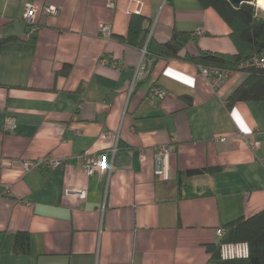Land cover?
Segmentation results:
<instances>
[{
    "label": "crops",
    "instance_id": "1",
    "mask_svg": "<svg viewBox=\"0 0 264 264\" xmlns=\"http://www.w3.org/2000/svg\"><path fill=\"white\" fill-rule=\"evenodd\" d=\"M28 4L58 11L37 13L31 39ZM133 15L156 43L193 33L181 57L238 53L229 27L196 0H0V39H10L0 45V264H207L219 229L264 210V100L229 110L247 75L214 91L182 60H156L132 86L145 48L118 38ZM162 146L171 154L157 177ZM84 154H105L111 172L87 176ZM47 156L62 165L24 171ZM208 168L219 171L176 182ZM18 233L28 236L26 254L16 251Z\"/></svg>",
    "mask_w": 264,
    "mask_h": 264
},
{
    "label": "trees",
    "instance_id": "2",
    "mask_svg": "<svg viewBox=\"0 0 264 264\" xmlns=\"http://www.w3.org/2000/svg\"><path fill=\"white\" fill-rule=\"evenodd\" d=\"M202 9H212L219 18L229 27L230 39L236 46L235 55L211 53L200 51L197 55L181 57L180 53L186 45L195 41L193 33L173 31L170 39L165 43H156L149 35L151 24L144 18L133 15L126 37L118 38L120 41L145 48L146 62L150 66L158 59L164 61L182 60L196 66L213 67L233 73H244L247 79L226 100V108L232 109L238 102L264 100V70L253 66L239 69L241 63H247L258 57L264 50V10L252 3L235 5L229 0H196ZM133 23H137L134 27ZM141 24V27L139 28ZM34 35L30 36V39ZM10 42V39H0V45ZM68 67H64L59 75H66ZM188 103H190L188 101ZM219 169L208 168L189 170L179 174L176 182L181 185L192 178L213 176ZM224 235L219 243L210 245L208 253L210 258L207 264H264V210L249 218L235 219L223 227ZM224 243H246L249 248L247 259L224 261L219 255V246ZM16 251L26 254L29 250V240L26 233H18L15 238Z\"/></svg>",
    "mask_w": 264,
    "mask_h": 264
},
{
    "label": "built area",
    "instance_id": "3",
    "mask_svg": "<svg viewBox=\"0 0 264 264\" xmlns=\"http://www.w3.org/2000/svg\"><path fill=\"white\" fill-rule=\"evenodd\" d=\"M110 2L112 3L113 0H110ZM39 11H42L46 15H56L58 12L57 9L54 7H44L41 10H38V7L34 5H31V4L26 5L25 10L22 15V20L25 22V24L29 28L28 29L29 35H32L39 30L38 25L35 24V18ZM99 32L105 40L109 41L112 39L111 29L109 26L101 25ZM197 34L200 35L201 31H197ZM102 62L109 63L108 59H103ZM110 64H111V61H110ZM248 66H253L258 69L264 70V50L260 53L258 57L253 58L247 63H241L239 65V69H243ZM149 67H150V62L149 63L146 62L145 49H144L143 54H142V59L140 63L138 64L136 71L134 73L132 86L141 82L148 75ZM198 70H199V73L204 78L207 79L210 87L214 91H217L224 84V81L227 77L235 74L233 72L223 71L221 69L213 68V67L198 66ZM153 93L160 98L166 95V93L162 91L161 89H155L153 90ZM7 122L11 127L14 126L13 119H7ZM256 146H257L256 143L252 144V148H255ZM116 150L117 149L115 147L110 151L111 157H113ZM170 154H171V149L168 146H162L156 149L155 155H154V174L155 176L157 177L163 176V160L165 157L169 156ZM106 158L108 157H106L105 154H97V155L84 154L82 155L80 159L82 161L84 172L86 173V175L90 176L96 171H101L105 167L107 171L110 173L111 166L108 167ZM142 160H143V157H142ZM62 163L63 162L60 160L52 159L47 156V157L38 159L36 161H25L23 163V169L24 171H28L30 169L38 167V168H43V169H47L48 171H50V170H54L60 167ZM260 163L264 168V157L260 160ZM217 234L218 236L222 237L224 235L223 229H219L217 231ZM219 255H220V258L224 261L235 260V259H247L249 256V248L246 243H224V244H220L219 246Z\"/></svg>",
    "mask_w": 264,
    "mask_h": 264
},
{
    "label": "water",
    "instance_id": "4",
    "mask_svg": "<svg viewBox=\"0 0 264 264\" xmlns=\"http://www.w3.org/2000/svg\"><path fill=\"white\" fill-rule=\"evenodd\" d=\"M231 3L238 5V4H243V3H252L254 0H229Z\"/></svg>",
    "mask_w": 264,
    "mask_h": 264
},
{
    "label": "bare ground",
    "instance_id": "5",
    "mask_svg": "<svg viewBox=\"0 0 264 264\" xmlns=\"http://www.w3.org/2000/svg\"><path fill=\"white\" fill-rule=\"evenodd\" d=\"M256 1L255 3L257 4V6H259L261 9H264V0H256Z\"/></svg>",
    "mask_w": 264,
    "mask_h": 264
},
{
    "label": "rangeland",
    "instance_id": "6",
    "mask_svg": "<svg viewBox=\"0 0 264 264\" xmlns=\"http://www.w3.org/2000/svg\"><path fill=\"white\" fill-rule=\"evenodd\" d=\"M257 2V1H256ZM256 4V3H255ZM264 10V9H263Z\"/></svg>",
    "mask_w": 264,
    "mask_h": 264
}]
</instances>
